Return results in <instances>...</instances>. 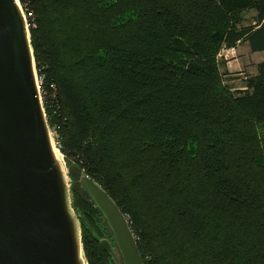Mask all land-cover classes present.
Returning <instances> with one entry per match:
<instances>
[{
  "label": "trees",
  "instance_id": "16d2710c",
  "mask_svg": "<svg viewBox=\"0 0 264 264\" xmlns=\"http://www.w3.org/2000/svg\"><path fill=\"white\" fill-rule=\"evenodd\" d=\"M18 1L69 176L107 192L143 264H264V61L231 90L218 56L264 51V0ZM70 192L87 264H113Z\"/></svg>",
  "mask_w": 264,
  "mask_h": 264
},
{
  "label": "water",
  "instance_id": "95a60500",
  "mask_svg": "<svg viewBox=\"0 0 264 264\" xmlns=\"http://www.w3.org/2000/svg\"><path fill=\"white\" fill-rule=\"evenodd\" d=\"M52 144L22 9L0 0V264H87L72 185L101 214L114 247L100 245L113 264H143L115 202L83 172L73 180L65 174Z\"/></svg>",
  "mask_w": 264,
  "mask_h": 264
},
{
  "label": "rangeland",
  "instance_id": "374dc122",
  "mask_svg": "<svg viewBox=\"0 0 264 264\" xmlns=\"http://www.w3.org/2000/svg\"><path fill=\"white\" fill-rule=\"evenodd\" d=\"M18 3H19V1H18ZM20 7H21V5H20ZM22 13H23V11H22ZM23 16H24V13H23ZM245 18H246L245 23L247 25L251 24V21H250L251 18L249 17V15L245 14ZM240 58H244L242 62H240ZM227 59L228 60L238 59L237 61L231 62V64H230V70L232 71L233 76L230 78H227V77L225 78L226 83L230 86H239L240 82L236 80L238 78H245V77L254 75L256 73L255 65L258 61H260V60H257L256 58L251 59V57L249 56V49H247L245 47H241V46L238 48V51L235 50V51H231L229 54H226V59L224 58V62H225V60L227 62ZM221 68H222V70H224L223 67H221ZM237 70H239V71H237ZM236 74H240V75H236ZM50 134H51L52 142L54 143V145L56 147V140L53 137L54 135L51 131H50ZM61 158L63 159V156H61ZM65 165L66 164H64L65 174L70 173V171H72L73 175L77 173V169L73 168L74 165H73V167H70L71 169H68V167H66ZM70 166H72V165H70Z\"/></svg>",
  "mask_w": 264,
  "mask_h": 264
},
{
  "label": "crops",
  "instance_id": "0c3cea01",
  "mask_svg": "<svg viewBox=\"0 0 264 264\" xmlns=\"http://www.w3.org/2000/svg\"><path fill=\"white\" fill-rule=\"evenodd\" d=\"M246 15H249V17L251 18V24H253L254 23V12L253 11H250V12H246L245 13ZM244 17H245V15H244ZM246 19V18H245ZM244 25H247L245 22H244ZM245 47V48H247V49H249V46H248V44L247 43H240V44H237V46L235 47V48H232V50H230V49H224V50H221L220 51V53H219V59H220V71H221V73L223 74V79H224V83L228 86V87H230V89L231 90H244L245 89V84H244V81H245V79L247 78V77H245V78H238V79H236L237 81H239L240 82V85L239 86H230V85H228L227 83H226V81H225V78L227 77V78H230V77H232L233 75H232V71L230 70V64H231V62H235V61H237L238 59H230V60H228L227 59V62H226V60H225V62H224V58L226 59V54H229L231 51H238V48L239 47ZM249 56L251 57V59H253V58H256L257 60H260V61H258L257 63H256V65L258 64V63H260V62H263L264 61V51H260V52H250V50H249ZM243 59L244 58H240V62H242L243 61ZM256 65H255V67H256ZM221 67H223L224 68V70H222V68ZM236 71V70H235ZM237 71H239V70H237ZM256 74V73H255ZM254 74V75H255ZM235 75V74H234ZM236 75H240V74H236ZM249 77V76H248Z\"/></svg>",
  "mask_w": 264,
  "mask_h": 264
},
{
  "label": "built area",
  "instance_id": "2783aa9c",
  "mask_svg": "<svg viewBox=\"0 0 264 264\" xmlns=\"http://www.w3.org/2000/svg\"><path fill=\"white\" fill-rule=\"evenodd\" d=\"M28 15H30V14H28ZM24 16H25V14H24ZM24 18H25L26 28L28 29V27H29V25H28V18L29 17L28 16H25ZM230 50H232V49H230ZM35 75H36V82H37L38 97H39V100H40V102L42 104V108H43V99H42V96L44 94V88H43L44 78H43L42 75H40V74L37 73L36 69H35ZM51 89H52V93L55 94L56 88L53 85H51ZM43 111H44V109H43ZM57 150H58V148H57Z\"/></svg>",
  "mask_w": 264,
  "mask_h": 264
},
{
  "label": "bare ground",
  "instance_id": "6f19581e",
  "mask_svg": "<svg viewBox=\"0 0 264 264\" xmlns=\"http://www.w3.org/2000/svg\"><path fill=\"white\" fill-rule=\"evenodd\" d=\"M17 0H15L16 2ZM19 6V5H18ZM35 83H36V87H37V82H36V75H35ZM51 149H52V153H53V157L54 159L57 161V160H60V153L58 152L57 148L55 147L54 143L52 144L51 146Z\"/></svg>",
  "mask_w": 264,
  "mask_h": 264
}]
</instances>
